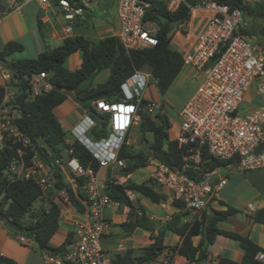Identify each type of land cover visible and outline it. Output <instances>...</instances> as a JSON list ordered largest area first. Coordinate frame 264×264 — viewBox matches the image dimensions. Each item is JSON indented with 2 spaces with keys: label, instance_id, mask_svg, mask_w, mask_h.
<instances>
[{
  "label": "trees",
  "instance_id": "trees-1",
  "mask_svg": "<svg viewBox=\"0 0 264 264\" xmlns=\"http://www.w3.org/2000/svg\"><path fill=\"white\" fill-rule=\"evenodd\" d=\"M61 0H50L53 8L60 10ZM76 7L83 6L81 0H66ZM149 3L146 21L157 26V44L150 49L127 51L118 36H107L94 42L83 35L64 38L62 43L48 49L36 59L10 60L12 82L17 90L16 103L21 115L16 124L20 131L28 136L33 145L27 149L25 160L28 164L39 150L46 156L40 157L47 165L52 166V187L44 194L42 189L30 179L17 178L11 175L10 165L19 159L17 146L6 143L0 151V197L2 209L0 221L4 222L15 234L31 240L35 238L38 248H51L54 253L62 252L73 242L74 233L68 232L64 242L55 247L52 238L61 227V205L73 208L77 214L83 215L87 211L88 197L83 190L84 177H74V184L67 181L62 164L65 159H75L84 169H91L95 173L100 171V163L94 155L78 140L72 138L62 123L56 117L54 110L61 106L70 96L84 108L95 120L96 126L88 132V137L94 141L107 138L110 134L108 114H100L93 107V103L106 100L110 103L120 102L123 96L122 85L136 70L150 72L156 80L161 94H165L184 68L183 56L171 48L175 28L182 22L181 17L190 7H197L206 1H216L227 4L231 9L242 12L246 27L243 34L252 35L247 29L248 19L264 20V2L255 5L246 0H186L176 11H170L166 3L160 0H142ZM187 20V19H186ZM38 26L43 37L46 36L44 24L38 19ZM263 43H258L264 49V29H261ZM23 51V46L16 42H9L0 52V60H7L14 54ZM81 53V66L71 70L66 66L67 60L74 54ZM104 71L109 77L97 85L86 84ZM47 74L54 89L46 94L29 99V80L34 75ZM5 97V88L0 87V106ZM146 103V101H144ZM138 134L142 143H147L146 149L135 150L124 143L120 149L118 159L125 162V167L119 168V177H127L136 171L146 168L150 158H154L173 170L182 169L185 159V149L180 148L177 141L170 138V123L166 116L151 117L145 111L140 113ZM167 127V130H165ZM71 140L68 142V140ZM61 160L60 165L55 161ZM206 166L225 168L235 164L234 160H217L205 156ZM110 176V175H109ZM117 178L109 179L105 184V192L114 203L129 208L127 221L120 224L125 236L132 235L141 229L149 232L157 231L152 237L153 242L141 250L138 257L130 252L116 255L112 264H143L158 259L162 254L172 261L174 256L185 258L189 264H264L258 256L264 253L249 236L221 228L220 223L228 221L240 211L222 203L224 209H215L210 203L206 209L194 213L185 208L181 201L170 202L176 210L170 220L162 222L150 218L147 210L136 207L127 196V191L148 199L152 204L161 205L169 202L167 192L160 190L151 182L116 184ZM65 195V197H64ZM66 198V199H65ZM58 199L59 201H55ZM40 201V208L34 210V205ZM254 223L264 224V208L250 216ZM29 219V221H26ZM185 219H189L185 222ZM167 233H173L181 239L179 246L165 245ZM218 236H224L238 243L244 252L243 260L235 262L228 258H210L208 248ZM200 238L196 243L195 239ZM35 243L32 242V245ZM0 264H13L11 259L0 256Z\"/></svg>",
  "mask_w": 264,
  "mask_h": 264
},
{
  "label": "built area",
  "instance_id": "built-area-1",
  "mask_svg": "<svg viewBox=\"0 0 264 264\" xmlns=\"http://www.w3.org/2000/svg\"><path fill=\"white\" fill-rule=\"evenodd\" d=\"M37 1L44 10L52 7L50 0ZM185 1L174 0L175 8L170 11H176ZM9 2L15 10L21 8L16 0ZM81 2L83 6L76 7L66 0L60 1V13L66 22L62 31L64 38L74 36L73 25L86 18L91 1ZM115 2L119 22L117 36L125 49L129 52L153 48L157 44L158 28L145 19L149 3L142 0ZM187 14L188 21L200 20V28L195 45L183 55V62L184 66L200 70L203 81L181 111L182 123L174 139L180 148L185 149V163L182 169L173 170L152 157L146 169H150L147 181L167 192L169 202L181 201L186 209L197 213L213 203L218 191L228 181V176L222 175L220 168L206 166L205 156L223 161L234 160L235 164L230 166L240 172L264 168V49L249 42L243 32L237 33L239 27L245 28L244 16L238 9H231L229 5L216 1H206L197 7H190ZM187 20L177 28L186 31ZM151 79L154 80V77L150 72L136 70L122 85L120 102L100 100L93 103L98 113L110 116V134L107 138L94 141L88 137V132L96 126L88 112L70 131V135L99 161L100 168L125 167V162L119 160L118 155L124 143L130 144L129 136L138 130L141 111L151 117L167 116L163 104L145 99ZM252 85H256L261 104L253 111L240 113L241 103ZM29 86L31 100L54 89L44 73L32 76ZM5 97L7 99L1 104L0 151L6 143L16 145L19 159L10 165L11 175L33 180L45 194L52 187L51 171L54 165H47L38 153L30 164L26 162L27 149L33 143L16 124L21 115L16 103L17 94L5 89ZM66 163L74 177L85 178L83 190L88 197L87 211L83 214L85 220L79 223L74 232L73 242L64 251L43 253L45 264H112L102 246V240L112 228V223L106 218V209L110 205H120L106 194L98 173L84 169L72 158ZM55 164L60 165L61 160L57 159ZM121 180L115 183L124 185ZM127 196L134 200L133 191H127ZM2 207L0 197V210ZM188 221L185 219V222ZM19 240L32 244L24 237ZM258 258L264 262V253L259 254ZM170 263L165 255L143 264Z\"/></svg>",
  "mask_w": 264,
  "mask_h": 264
},
{
  "label": "crops",
  "instance_id": "crops-1",
  "mask_svg": "<svg viewBox=\"0 0 264 264\" xmlns=\"http://www.w3.org/2000/svg\"><path fill=\"white\" fill-rule=\"evenodd\" d=\"M16 1L21 6V8L18 10H15L12 7L9 0H0V52L9 42H16L23 46V51L14 54L11 58H8V62H10V60L12 59H36L42 53L52 48L51 43H62L64 39L62 33L64 26H62V21H65L60 12H58L53 7L44 10L37 0H32L29 2L24 0ZM167 1L171 3V6H169V10H173L175 8L173 6L174 0ZM246 1L252 5H255L258 2H264V0ZM39 18L44 24L47 37H43L42 32L40 31V28L38 26ZM91 18H93V13L89 9L86 18L73 25L74 35H83L86 39L94 42H98L100 39L107 36H117V33L119 31L117 7L115 10L114 24L111 26L107 23L106 20H100V22H98L100 23L99 26L97 25L98 27H96L94 24H91ZM186 24H188V28L186 29V31L179 30L177 27L175 28L171 41V45L175 46V50L178 51L182 56L189 50H191L195 45L197 35L199 33L200 20H187ZM256 43L259 42H257L256 40ZM76 61L77 62L75 64V69L79 68L82 63V60L77 59ZM8 76L11 77L8 78ZM108 77L109 74L103 77V79H105L103 82H105ZM202 81L203 73L200 70H197L190 66H184L182 72L173 84L177 82L183 84L184 86L187 83H190L194 86H192L188 96L179 106V108H181L180 113L186 103L197 91ZM11 82V72L3 67H0V87H3L6 90L17 94L15 82L14 84ZM154 82L159 96H162V98L157 95L156 90L153 91L155 92L154 94L153 92H151L152 87L150 85L146 93L150 92L151 96L146 98L145 94V99L150 102L163 104L166 109V107H168L169 105V102L165 99V97L168 96L170 92L168 90L170 88L165 94H161L157 87L155 79ZM6 99L7 98L5 97L3 101H5ZM260 104L261 99L257 94L256 85H252L248 92L245 94L239 112L247 113L253 111L257 109ZM54 113L58 120L62 123L64 129L70 133V131L82 121L84 116L87 114V111L82 108V106L74 98L69 97L61 106L57 107L54 110ZM168 115L169 111L167 112V118ZM137 134L138 130L129 136V145L133 148V139ZM171 139H175V137ZM70 141L71 140L69 139L68 142ZM67 160L68 158L63 160L62 167H64L65 173L67 174H65L66 178H68L70 183L74 184V175L66 163ZM118 171L119 168L116 167H103L100 168L98 175L104 185L106 184L108 178H117V180L122 179L121 181L123 183L125 182L124 184L132 182L138 183L136 181H131L133 174L130 178L119 177ZM221 174L227 175L228 181L227 184L220 191H218L216 197L217 201L213 203L214 208L224 209V206H222V203H224L240 211L238 214L232 216L228 221L220 223L221 228L237 232L244 236H249L252 241H254L259 247L264 250V224H256L250 217L256 211L264 208V168L253 169L247 172H240L233 166L227 165L225 168L221 169ZM147 179H145L143 182H146ZM141 197L142 196H140L139 194L134 193V199L137 201V203L136 201L134 202V200L133 203L136 207L143 206L147 210L148 215L152 220L165 222L170 220L173 214L176 212V210L171 207L170 202L156 205L152 204L150 201L148 202L145 199V201L142 200ZM55 201L59 200L55 199ZM40 204V201L37 202L34 205V210H36L35 208ZM137 204L139 206H137ZM124 207L127 209H124V211L121 210ZM119 214L121 215L119 216ZM128 217L129 208L126 206L110 205L106 209V218L112 223V228L109 235L104 237V239L102 240V246L110 260H112L116 255H124L127 252H130L134 257H138L141 254V250L149 246L153 242L152 237L157 235V231L149 232L138 229L132 235L125 236L122 228L120 227V224L127 221ZM84 220L85 219L83 215L77 214L76 211L70 206L62 204L61 227L57 234L52 238L51 244L55 247L60 246L64 242L68 232L72 231L74 233L79 223L83 222ZM20 237L23 236L13 234L12 231L1 222L0 256L11 259L13 261V264H45L43 251L38 248V245H28L26 243H22L19 240ZM199 240L200 238H196V243L199 242ZM180 244L181 239L177 235L173 233H167L165 238L166 246L174 247L179 246ZM208 251L210 258H212L213 260L219 257H224L235 262H241L244 256V252L239 247L238 243L224 236H218L215 242L208 248ZM165 255L166 253L162 254L159 258H163ZM170 264H189V262L181 256H174Z\"/></svg>",
  "mask_w": 264,
  "mask_h": 264
},
{
  "label": "rangeland",
  "instance_id": "rangeland-1",
  "mask_svg": "<svg viewBox=\"0 0 264 264\" xmlns=\"http://www.w3.org/2000/svg\"><path fill=\"white\" fill-rule=\"evenodd\" d=\"M90 4H89V9L91 10V12L93 13V18H91V24H94L96 27L99 26L100 20H106L107 23L111 26L114 24V19H115V10H116V6H115V1L116 0H90ZM163 1L164 3L167 4L168 9L169 6H171L169 3V1L167 0H160ZM62 26H66V23L63 22ZM247 29L248 31H250L252 33V35L247 37V40L251 43L254 44H258L259 43H263V37L261 35V29H264V20H253V19H248L247 21ZM98 25V26H97ZM92 26V25H91ZM79 28V27H78ZM81 28V27H80ZM61 44V42L59 43H51V47L54 48L56 46H59ZM172 49H176L175 46L171 45ZM81 60V53L78 52L76 53L74 56L70 57L67 62H66V66L71 69L74 70L76 67V60ZM109 72L108 71H104L103 73L99 74L98 76H96L95 78H93L92 80L88 81V83L86 84H93L96 85L97 83L103 82L105 79H103V77H105L106 75H108ZM151 92H153L154 90H156L157 95L159 96V93L156 89V85L153 79H151ZM192 86H194L193 84L187 83L186 85L183 86V84L180 83H175L173 84L170 89L168 91L169 94L167 97H165V99L169 102L168 107H166V111H169V115H168V120L170 121V126L171 129L169 130V135L171 138L176 137L177 136V131L182 123V119L179 117V113L181 108H179V106L183 103V101L185 100V98L188 96L190 89L192 88ZM196 87V86H195ZM155 92H153L154 94ZM150 95V92L146 93V98H148ZM160 98H162V96H159ZM133 146L135 148V150H141V149H146L147 148V143H142L140 141L139 138V134H137L134 139H133ZM63 171L65 173V169L64 167ZM150 173V169H146V168H142L138 171H136L131 178V181H136L138 183H142L145 179H147V177L149 176ZM66 174V173H65ZM67 175V174H66ZM71 180V178H70ZM67 181L69 182L68 178ZM125 183V182H124ZM142 200H147L144 197H141ZM144 200V201H145ZM136 200L134 199V202ZM149 202V201H148ZM137 203V201H136ZM137 206H139L137 204ZM40 208V205H38L35 209L38 210ZM124 209L127 208H123L121 210L124 211ZM121 214H119L120 216ZM27 221H29V219H27ZM1 223V221H0ZM4 224V222H2ZM6 225V224H4ZM7 227V226H6ZM10 229V228H9ZM11 230V229H10ZM12 231V230H11ZM12 233H14L12 231ZM18 236H21V234H17Z\"/></svg>",
  "mask_w": 264,
  "mask_h": 264
},
{
  "label": "water",
  "instance_id": "water-1",
  "mask_svg": "<svg viewBox=\"0 0 264 264\" xmlns=\"http://www.w3.org/2000/svg\"><path fill=\"white\" fill-rule=\"evenodd\" d=\"M187 17H188V14H187V13L184 14V15L181 17V21H185V20L187 19ZM242 32H243V29H242L241 27H239V28L237 29V33H242ZM0 67H3V68H5V69H7L8 71H11V67H10L9 62H8L7 60H0ZM70 97L74 98V94H71ZM165 130H167V127H165ZM38 154H39V156L42 157L43 159L46 158V156L42 153L41 150L38 151ZM31 241H32L33 243L37 244V241H36L35 238H32ZM42 251H43V253H47V254H51V253L53 252V250H52L51 248H48V247L42 249ZM210 264H212V263H210Z\"/></svg>",
  "mask_w": 264,
  "mask_h": 264
}]
</instances>
